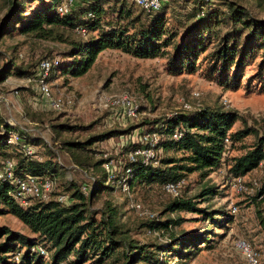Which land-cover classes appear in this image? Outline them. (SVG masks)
<instances>
[{
	"label": "trees",
	"instance_id": "1",
	"mask_svg": "<svg viewBox=\"0 0 264 264\" xmlns=\"http://www.w3.org/2000/svg\"><path fill=\"white\" fill-rule=\"evenodd\" d=\"M160 1L158 9L146 10L131 0H80L59 15L56 7L61 0H9V9L0 20V37L17 32L65 45L67 49L62 51V59L57 57L60 64L50 73L49 81L56 73L82 76L98 54L108 49L140 59L165 58L172 74L194 72L203 54L202 59L207 60L206 74L233 88L239 87L244 68L258 60L256 73L248 81L262 80L264 18L254 16L235 0ZM26 3L35 4L28 11ZM44 58L55 57H41L35 70L30 65L9 60L0 69V82L11 73L33 77ZM30 117L35 121V114ZM236 122H240L241 127L232 130ZM96 123L50 122L49 144L40 136L33 137L17 130L0 116V169L10 159L15 164V175L49 176L56 180L61 166L56 153L63 151L76 168L88 175V169L97 174L92 175L93 187L89 192L69 179L67 191L59 190L57 183L50 199L34 198L26 206L11 196L13 184L0 179V212L14 214L35 233L29 237L0 224V264H40L44 254L49 258L46 264H81L89 257H95L96 264L109 257L121 264H171L173 258L184 260L199 250L201 243L209 245L210 237L218 233L210 228L176 230L175 225L184 217L174 211L198 212L203 214V219L224 227L232 220V214L225 209L199 207L195 202L198 197L208 199L215 195V185L204 184L200 193L193 197L182 194L181 190L178 196H171L163 186L178 180L185 182L191 173L202 179L224 168L231 177H243L264 160V131L256 124H248L242 114L232 109L181 108L164 119H144L138 124L126 126L125 123L122 127L111 125L83 139L71 136ZM140 126L145 132H155L159 136L155 144L157 162L129 161L128 152L141 144L123 142L118 154L121 164L109 178L103 165L113 157L103 154L100 146L111 138L122 135L126 138ZM176 132L180 133L179 138L173 137ZM13 133L19 134L22 140L9 143L8 138ZM248 136H253V144L250 147L241 144L245 151L230 157L231 148L243 143ZM24 145L43 146L44 157L39 159L34 152L28 154ZM126 169H130L129 175L125 174ZM122 177H126L131 191L137 187L143 195L164 191L169 196L161 211H153V217L143 215L146 219L143 225L168 232L163 241L148 243L131 238L117 222L115 209L102 210L99 216L98 210L91 209L93 199L103 190L118 185ZM59 192L69 194L72 199L68 204L56 199ZM255 196H264V181ZM41 248L44 254L39 251Z\"/></svg>",
	"mask_w": 264,
	"mask_h": 264
},
{
	"label": "rangeland",
	"instance_id": "2",
	"mask_svg": "<svg viewBox=\"0 0 264 264\" xmlns=\"http://www.w3.org/2000/svg\"><path fill=\"white\" fill-rule=\"evenodd\" d=\"M235 1L246 6L254 16L264 18V0ZM8 3L9 0H0V20L9 9ZM34 4L26 3V10L32 9ZM64 48L67 49L61 43L34 39L17 32L6 34L0 37V69L9 60H13L16 64L30 65L34 69L41 57L62 59ZM203 56L202 54L198 61L199 67L194 72L172 74L168 71L165 58L140 59L117 50L102 51L94 64L82 76L71 77L56 73L50 78L52 95L72 101L69 106L60 111L51 109L34 83L28 81L32 75L26 77L11 73L0 82V116L17 130H22L33 137L40 136L48 143L51 140L50 122L66 121L78 125L98 122L86 131H78L71 135L83 139L111 125L122 127L124 122L117 120L113 112L104 108L102 104L105 100L121 93H129L139 103V110L134 120L126 122V126L138 124L144 119L167 118L173 112L179 111L183 102H188L192 107L211 106L232 109L242 114L248 124H256L260 130L264 131V73L262 80L248 81V78L256 73L258 60L244 68L239 87L233 88L220 84L216 78L206 74L207 60H203ZM31 114H35V121L31 120ZM240 127L241 123L236 122L232 130ZM144 129L142 126L135 127L133 133L138 138L139 136L143 138L148 134ZM124 139V135L111 138L100 146L104 151L103 154L113 157L111 162L114 170L122 161L118 154ZM253 142V136L246 137L243 143L231 148L228 155L238 156L245 151L241 148V144L250 147ZM31 149L35 157L39 159L44 157L43 146H31ZM56 154L57 161L61 163L56 179L59 190L67 191L66 181L71 179L78 186L85 185V190L89 192L93 187L92 175L97 174L88 169V175L83 169L76 168L68 154L63 151ZM225 172V168L216 170L202 179L196 173L187 175L181 189L182 194L193 197L200 193L204 184L215 185L217 188L215 195L208 199L198 197L194 200L198 202L199 207L225 209L227 213L232 214V220L224 227L203 219V214L198 212L174 211V214L179 213L184 217L180 224L175 225L176 230L210 228L213 233L218 234L210 237L209 245L201 243V248L195 253L184 260L173 258L171 264H244L241 253L234 246V240L237 237L247 239L258 251L260 264H264V196H255L260 184L264 181V165L256 167L243 176L246 189L234 184L233 177ZM253 180H256L258 184L252 185ZM136 188L132 189L130 196L117 185L112 189L103 190L93 199L91 209L99 211L96 213L97 216L102 210L115 209L117 222L127 230L131 238L148 243L163 241L168 236V232L149 229L143 225L146 219L139 210L131 207V203L135 201L144 209L158 213L169 196L164 191L143 195ZM232 206H235V210H232ZM0 224L7 225L29 237L35 235L24 222L7 211L0 212ZM39 251L41 252L40 249ZM44 256L40 264H46L49 260L46 254ZM71 258L73 257L70 256ZM94 258L89 257L81 264H96L93 261ZM100 264L121 263L109 257Z\"/></svg>",
	"mask_w": 264,
	"mask_h": 264
},
{
	"label": "built area",
	"instance_id": "3",
	"mask_svg": "<svg viewBox=\"0 0 264 264\" xmlns=\"http://www.w3.org/2000/svg\"><path fill=\"white\" fill-rule=\"evenodd\" d=\"M133 3L138 5L141 8L146 10H154L158 9L161 1L160 0H131ZM77 0H61V2L56 7V11L59 15H63L66 13L71 6H73ZM60 64L59 58H44L41 59L38 66L36 73L33 77L28 78L29 82H33L37 91L40 93L42 98H44L47 103L49 104L50 108L56 111L63 110L65 107L69 106L72 101L70 99L62 98V97H55L52 95L50 90V82L48 80L50 73L53 69L57 68ZM103 107L106 109H110L113 111V116L117 120H122L124 123L127 121L134 120V116H136L139 110V103L133 96L129 93H121L116 97L109 98L103 102ZM182 108L190 110L192 109L191 104L188 102L182 103ZM174 138H179L180 133L176 132L173 135ZM22 139L20 138L19 134L13 133L8 138L9 143H17L20 142ZM159 140V136L153 132L148 133L147 135L139 138L134 135V133L128 135L124 143L131 144L134 142H139L141 145L137 148H132L127 154L129 161L134 162L136 160L141 161L143 164H155L156 157H157V150L155 148V144H157ZM228 142V139L225 140ZM24 150L30 154L33 152L31 147L23 146ZM264 165V160H261L258 164L259 167ZM14 161L13 160H6L0 169V179L10 181L13 184V188L10 192L11 196L14 200H16L19 204L26 206L30 202L31 199H40V200H48L51 198V195L54 191H56L57 182L54 178L49 176H37L26 174L22 176H18L14 174ZM104 168L108 173V177L111 178L114 172V166L112 165L111 161H107L104 163ZM130 169L125 170V174L129 175ZM127 175V176H128ZM235 183L238 184L240 188L246 189L244 186V179L242 176L233 177ZM184 184L183 180H178L175 182H168L163 186V190L171 195V196H178L180 194V190ZM252 185H257L258 182L253 180L251 182ZM121 188L125 194L130 196V185L126 181V177H122L117 185ZM82 190H85V185L80 186ZM56 199L63 203L68 204L70 202V197L68 193L59 192L55 195ZM131 207L134 209L139 210L140 214L147 215L149 217H153L155 213L150 211L149 209H144L141 204L132 201ZM232 210H235V206H232ZM234 246L239 250L241 253L244 264H259L260 257L258 251L251 245V243L242 237H237L234 240ZM41 252L44 250L41 248Z\"/></svg>",
	"mask_w": 264,
	"mask_h": 264
}]
</instances>
